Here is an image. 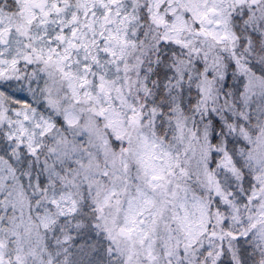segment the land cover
<instances>
[{
  "label": "snow or ice",
  "instance_id": "6c2138e0",
  "mask_svg": "<svg viewBox=\"0 0 264 264\" xmlns=\"http://www.w3.org/2000/svg\"><path fill=\"white\" fill-rule=\"evenodd\" d=\"M0 264H264V0H0Z\"/></svg>",
  "mask_w": 264,
  "mask_h": 264
}]
</instances>
